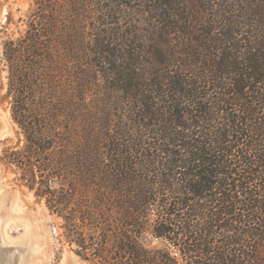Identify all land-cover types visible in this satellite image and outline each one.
<instances>
[{
    "label": "trees",
    "instance_id": "1",
    "mask_svg": "<svg viewBox=\"0 0 264 264\" xmlns=\"http://www.w3.org/2000/svg\"><path fill=\"white\" fill-rule=\"evenodd\" d=\"M32 1L3 43L0 161L65 241L91 264H264V0Z\"/></svg>",
    "mask_w": 264,
    "mask_h": 264
},
{
    "label": "rangeland",
    "instance_id": "2",
    "mask_svg": "<svg viewBox=\"0 0 264 264\" xmlns=\"http://www.w3.org/2000/svg\"><path fill=\"white\" fill-rule=\"evenodd\" d=\"M32 7V0H0V156L19 139L7 96L3 43L24 33ZM18 176L0 161V264H91L65 241L60 218L22 186ZM143 241L148 247L167 244L150 232Z\"/></svg>",
    "mask_w": 264,
    "mask_h": 264
}]
</instances>
